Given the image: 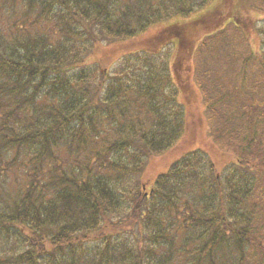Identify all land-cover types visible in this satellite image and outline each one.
Segmentation results:
<instances>
[{
	"label": "trees",
	"instance_id": "16d2710c",
	"mask_svg": "<svg viewBox=\"0 0 264 264\" xmlns=\"http://www.w3.org/2000/svg\"><path fill=\"white\" fill-rule=\"evenodd\" d=\"M218 2L1 0L12 24L0 33V264H264V111L235 122L204 94L235 156L179 147L196 117L184 56L243 23ZM168 34L174 61L141 49ZM261 64L245 81L264 92Z\"/></svg>",
	"mask_w": 264,
	"mask_h": 264
},
{
	"label": "rangeland",
	"instance_id": "374dc122",
	"mask_svg": "<svg viewBox=\"0 0 264 264\" xmlns=\"http://www.w3.org/2000/svg\"><path fill=\"white\" fill-rule=\"evenodd\" d=\"M216 1H219V6L212 8L213 10L221 9L223 12L220 13H227L225 8L226 2L228 1V6L233 14L235 12L236 14H241V10L238 9L240 4L237 0H234V2L229 0H211V3H215ZM241 15L242 17L240 19L243 23L240 24L239 30L232 25L235 21L232 17L233 23L226 24V22H223L220 26L221 28L217 29L214 36H206L208 38L210 37L209 40H207L208 38H204L198 44H194L196 47L193 50V57L191 56V60H187L188 56H184L185 59L179 66L180 71L177 73V76L182 81L186 76L190 78L189 83L191 87H193V91L192 94H190L192 96H190L191 102L189 101V107L186 108L188 109V112H191V115L194 112V115L192 116H196L191 121V126L194 125L191 128V133H188L183 137L182 141L184 142L182 143L181 141V146L179 145V147L181 150H185V152L194 149H201L205 153L209 152L210 159H215V163L222 160L225 161L229 154L233 156L235 155L232 151L227 150L219 143L222 142L223 145L226 146L229 142L226 137L218 135L216 128H212V124L214 125V122L212 123L210 120L212 111L204 112L206 110V107L203 104L204 94L205 100L208 98L209 103H213L214 107L221 108L222 114L226 118L231 117L235 122L239 121L238 117L241 115L243 109H246L254 118L260 113V111H264V94H262L264 92L256 90V88L245 81L246 76L250 78L258 77V73L255 70L253 72L250 71L249 74H245V72L248 68L256 69L257 66H261V60H264L261 55H259V52L264 53V11L243 9ZM196 18L200 19L201 17H196V13H190L187 18H184V20L187 23H192L197 20ZM222 21L225 20H219L218 23H212L217 26ZM11 24L12 21L10 20V14H7L5 10L0 11V33L6 35ZM207 28H209L208 30H211L217 27L209 26ZM157 31L158 30H155L153 33ZM153 33H148L143 38L150 39V37L153 36ZM170 37H172V35L169 34L168 36H161L160 38L154 37V39L149 41L148 44L142 45L141 49L149 51L156 50V55H161L163 59H166L167 61H174V57L178 53L179 45L176 46L177 43L173 44L169 42ZM218 37L220 39H218ZM140 47L141 46H137L136 49H139ZM198 53L204 57L203 61L205 64H203L202 73L198 71L196 66L194 55L197 57ZM208 55H210V57H208ZM117 59H120V57H117ZM115 61L117 62L118 60ZM109 69H111V67H109ZM239 79H242L243 82L238 86V81H241ZM203 87L207 89L205 93ZM227 91L229 97L226 94ZM184 96L186 97V95ZM252 107H255V109L252 110ZM214 116H216L215 112H213V117ZM249 119L252 121V118ZM208 147L215 149L214 153L216 157L212 155V152ZM172 159L173 157L161 158L159 156L157 161H162L166 165L169 163L168 161ZM256 176L257 173L252 175V179L256 180ZM217 177L219 178L218 180L221 179V175H218ZM257 180L259 182V179ZM219 183L225 185L224 178L220 180ZM144 190L146 189L144 188ZM258 190L259 184L256 182L252 187L254 195H256ZM145 192L148 194L149 191L146 190ZM114 232L122 233V230L114 231V228H112V230L105 228V233H107L105 235L107 236L113 235ZM129 233L130 231L128 234ZM124 234H126V231Z\"/></svg>",
	"mask_w": 264,
	"mask_h": 264
}]
</instances>
